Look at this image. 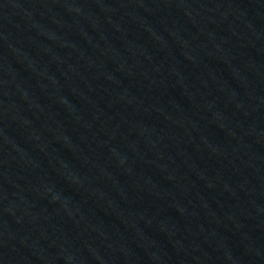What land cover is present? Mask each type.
Segmentation results:
<instances>
[{
  "label": "water",
  "instance_id": "water-1",
  "mask_svg": "<svg viewBox=\"0 0 264 264\" xmlns=\"http://www.w3.org/2000/svg\"><path fill=\"white\" fill-rule=\"evenodd\" d=\"M0 264H264V0H0Z\"/></svg>",
  "mask_w": 264,
  "mask_h": 264
}]
</instances>
